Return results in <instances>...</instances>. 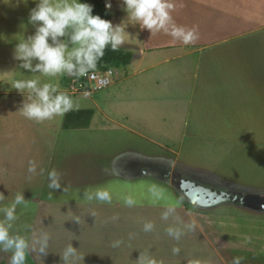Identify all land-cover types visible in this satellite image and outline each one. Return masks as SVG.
I'll return each mask as SVG.
<instances>
[{
	"label": "rangeland",
	"instance_id": "obj_1",
	"mask_svg": "<svg viewBox=\"0 0 264 264\" xmlns=\"http://www.w3.org/2000/svg\"><path fill=\"white\" fill-rule=\"evenodd\" d=\"M106 1L112 5L110 13L113 25H116L114 21L117 23V20H125L130 24L127 26V33L132 39L123 47L131 50V45L140 39L135 24L126 19L122 0ZM36 3L37 0H0V193L6 198L0 202V210L12 202L16 193L22 192L29 202L27 205L17 206L18 219L13 224L12 233L30 237L31 231L26 226H31L36 232L44 231L51 237L47 256L40 258L33 253L28 256L26 264H41V261L42 264H62L60 255L69 243L78 250L79 256H84L82 264H137L140 253L146 251L162 264H183L186 259L199 258L192 251L187 256L172 253L173 247L198 251L208 247L198 236L196 228L185 231L179 241L167 235L165 230L174 226L173 220H161V213L168 204L177 206L178 198L183 200V206L187 205L186 210L194 213V218L202 226L205 224L207 228L210 223V230L217 229L220 233L228 234L233 238L230 243L234 246H243L244 241L234 238L236 235L242 236L244 232L264 237V213L257 214L258 209L249 211L247 208L237 207L236 203L212 209L196 208L190 201L191 192L186 193L182 185H188L189 181L175 174L170 186L164 183L168 181L165 171L157 170L162 167L152 166L158 159H169L175 162L171 168L178 173L181 172L179 167L185 166L190 171L212 173L238 186L264 189V144L195 141L182 136L183 129L178 123L181 117L180 123L184 124L183 118L186 119V112L190 107L188 90L196 87L193 80L195 64L192 62L195 58L187 56L172 63L170 76L168 71L160 73L158 67L145 76L146 81L142 78L153 88L154 105H161L163 109L157 113L154 108L155 115H150L149 112V117H152L151 126H135L132 122L133 103L128 101L126 108L122 105L120 108L115 106L122 104L120 101L112 102L117 92V86L114 85L122 80L123 75L113 85L98 90L94 95L84 96V93H75L71 87L60 85L62 78L72 77H45L19 68L20 62L13 58L14 48L23 37L26 39L35 32L34 26L28 21L30 10L36 7ZM140 34L146 36L147 31ZM258 66L264 67L262 64ZM115 73L119 76L122 71ZM32 78H38L41 84L52 83L59 91L67 92L76 105L73 110L96 109L91 126L84 130L63 131V116L43 122L26 119L19 109L27 92L18 93L12 84L15 80ZM131 82L128 79L127 83ZM199 86L204 87L201 84ZM237 87L264 88V80H241ZM198 97L200 96L194 99ZM101 108L108 117L103 116L101 110L98 111ZM115 109L118 110L117 113ZM255 115L258 116L255 118L256 129L263 137L264 110L255 111ZM115 120H122L133 134L125 133L128 130L122 128L121 123H114ZM224 130L223 136L227 133ZM135 132L144 137L137 136ZM141 155L155 162L144 166L139 160L142 159ZM123 157H128L129 165L132 163V173L127 174L129 177H120L117 170L119 165L117 168L116 164ZM30 160L37 162V172L40 168L45 170L44 175H35L31 181L28 180L27 172ZM142 166L156 169L153 172L155 177H133L140 176L139 168ZM53 168L61 174L62 184V188L55 191L48 187L47 179V172ZM190 171L187 172L191 173ZM152 184L164 190L165 200L152 201L147 191ZM63 187L67 191L63 192ZM97 188H107L111 192V204L84 199V191H94ZM242 192L245 193L243 200L247 205H250V199L263 201L259 198L264 192L241 189L239 193ZM129 193L137 200L133 207L124 205L123 196ZM192 194L201 195L200 192ZM117 204L121 209H118ZM92 212L95 215H91ZM176 212L184 223H189L185 222L184 213ZM253 212L257 215H253ZM113 215L119 216L115 222L110 219ZM74 216L79 217V223L74 221ZM0 219H3L2 211ZM147 221L155 224L152 232L142 230ZM251 221H257V229L248 226ZM129 234H133L131 239ZM115 240L123 241L120 247L111 246ZM261 242L264 246V240ZM10 255L11 253L0 252V264H8ZM76 264H81L79 258L76 259Z\"/></svg>",
	"mask_w": 264,
	"mask_h": 264
},
{
	"label": "crops",
	"instance_id": "obj_2",
	"mask_svg": "<svg viewBox=\"0 0 264 264\" xmlns=\"http://www.w3.org/2000/svg\"><path fill=\"white\" fill-rule=\"evenodd\" d=\"M103 1L105 4L108 2ZM174 3L178 6L183 5L173 12L175 22L187 28L197 26L199 39L189 45L180 42L172 43L170 36L163 33L151 36L149 31L141 29L136 24V33L139 34L140 39L131 45V50L126 49L128 47H121L131 53L132 58L130 64L120 74L121 77L123 75L122 80L114 85V87L117 86L115 90L117 92L112 102L120 101L122 104L115 106L121 108L122 105L126 108L130 101V104L134 105L133 124L151 126L152 117H149V112L150 115H155V108V111L160 113L163 106L154 105L153 88L149 82L145 83V76L158 67H160V73L168 71L170 76L172 63L181 61L187 56L194 57L195 60L192 61L195 64L193 80L196 87L188 90L190 107L186 112V119L183 118L184 124L180 123L181 117L179 119L178 124L183 129L182 136L195 141L219 140L226 144H247L249 142L264 144V136L259 135L255 121L258 117L255 111L264 110V88L237 87L241 80H264V67L258 66L259 64L264 65V0H174ZM110 10L108 9L112 22ZM120 23V20H117V23L114 21L116 25ZM124 23L130 26L128 22ZM133 23L135 24V21ZM128 29L126 27V32ZM145 30L147 35L141 36L140 33L144 34ZM141 49L143 50L142 55L139 53ZM165 66L166 68H163ZM143 77L145 81L142 80ZM128 79L132 80L129 84ZM200 84L204 87H200ZM97 92L89 94L94 95ZM197 96L200 97L194 99ZM100 110L103 116L108 117L105 110L98 109ZM95 112L96 109H94V114ZM115 112L117 113L118 110L115 109ZM257 122H259L258 119ZM262 122L264 123L263 120ZM114 123H121L120 126L128 130L125 133L133 134V131L128 129L122 120H115ZM224 129L227 133L223 136ZM135 134L144 137L139 132ZM141 157L142 159L139 160L144 166L155 162V160H149L147 156L141 155ZM122 159L116 164L117 168L119 165L117 169L119 176L129 177L127 174L132 173V163L129 165L128 157L121 161ZM173 162L169 159H158L152 165L161 166L162 168H157V170L165 171L168 181L164 183L171 186V178L176 174L181 179L190 182L184 186L186 192H209L211 200L216 193L224 198L225 202L221 201L210 208H202L212 209L227 203H236L237 207L247 208L249 211L258 209L257 214L264 213V199H262L264 194L259 198L263 201L250 199V205H247L243 200L245 193H239L241 189L258 192H264V189L238 186L212 173L190 171L185 166L184 168L179 167L181 172L178 173L171 168L175 164ZM144 166L139 168L140 171L138 170L140 176L134 175L133 177L153 176L156 169L152 167L146 169ZM202 195L205 194L202 193ZM194 197L198 199L197 195ZM177 201L176 210L179 214L184 213L185 222L195 221L198 236L208 246L199 251L189 248L181 249L180 256H187L186 254L192 251L196 257H199L195 259L201 260L202 264H233L235 258H240L241 264H264V246L260 244L264 237L262 239L250 232H244L242 236L236 235L234 238L244 241L243 246H234L230 243L233 239L231 236L220 233L217 229L210 230L208 226L210 223L205 228V224L202 226L197 218H194V213L186 210L187 205L184 207L179 199ZM117 206L121 209L119 204ZM195 207L201 208L197 205ZM256 213L252 214L257 215ZM256 223L257 221H251L247 225L257 229ZM189 260L186 259L183 264H188Z\"/></svg>",
	"mask_w": 264,
	"mask_h": 264
},
{
	"label": "clouds",
	"instance_id": "obj_3",
	"mask_svg": "<svg viewBox=\"0 0 264 264\" xmlns=\"http://www.w3.org/2000/svg\"><path fill=\"white\" fill-rule=\"evenodd\" d=\"M126 19L135 21L141 29H146L151 36L163 33L170 36L171 42H180L184 45L194 44L199 39L197 26L187 28L178 25L173 17L177 7L174 0H122ZM111 3L106 2L105 8L111 9ZM93 6L80 3L78 0H37L36 7L30 10L29 24L33 25L35 32L20 42L16 43L13 58L19 61V68L30 73H39L45 77L57 78L64 75L69 77H84L95 72L98 63L103 59L105 50L118 52L128 40L127 24L122 21L113 25L111 21L93 15ZM140 55L143 50L139 51ZM12 87L18 93L27 92L19 112L28 119L36 122L51 120L56 116H63L76 107L72 97L52 83L41 84L38 78L15 80ZM89 93H84L88 96ZM27 101V102H26ZM37 162L29 161L27 172L28 180L35 175H44L45 170L40 168L37 172ZM147 174V173H142ZM48 187L55 191L62 188L61 174L55 169L47 172ZM67 191L63 187V192ZM148 193L153 202L165 200V192L155 184L148 186ZM84 199L92 202L111 204L112 195L107 188H97L83 192ZM0 193V202L5 201ZM124 205L133 207L137 204L134 195L129 193L123 196ZM22 192L14 195L10 204L2 210L3 219H0V252L11 253L8 264H26L29 255L35 253L40 258L49 253L47 232H36L31 226H26L31 231L30 237L13 234L14 222L18 219L16 209L18 205H27ZM91 215H95L94 212ZM161 220H173L174 226L166 228L169 237L179 241L185 231L195 228V221L184 223L176 212V205L168 204L161 213ZM112 222L119 219L113 215ZM74 221L79 223V217L74 216ZM107 222V221H106ZM155 224L147 221L143 224L144 232H152ZM133 234H129L132 238ZM122 240L112 242L113 248H118ZM181 249L173 247L172 253L179 255ZM84 256H79L76 248L69 243L60 255L62 264H76L79 258L82 264ZM41 260V259H40ZM137 264H162L151 256L149 252L140 253ZM42 264V261H41ZM188 264H202L199 259H190ZM233 264H241L240 258H235Z\"/></svg>",
	"mask_w": 264,
	"mask_h": 264
},
{
	"label": "trees",
	"instance_id": "obj_4",
	"mask_svg": "<svg viewBox=\"0 0 264 264\" xmlns=\"http://www.w3.org/2000/svg\"><path fill=\"white\" fill-rule=\"evenodd\" d=\"M79 2L92 5L93 15H99L102 19L110 21V14L108 9L105 8L103 0H79ZM131 58V53L123 49H120L118 52H113L110 48L106 49L103 59L98 63L97 69L93 73H104L109 70L118 72L123 71L130 64ZM76 78L77 77L69 79L62 78L60 80V85L69 87ZM93 115V108L71 110L63 115L61 129L63 131L87 129L89 128ZM179 201L184 204L182 199H179Z\"/></svg>",
	"mask_w": 264,
	"mask_h": 264
},
{
	"label": "built area",
	"instance_id": "obj_5",
	"mask_svg": "<svg viewBox=\"0 0 264 264\" xmlns=\"http://www.w3.org/2000/svg\"><path fill=\"white\" fill-rule=\"evenodd\" d=\"M121 76L115 71H106L104 73H90L87 76L76 78L69 87L73 88L75 93H92L100 89H105L120 80Z\"/></svg>",
	"mask_w": 264,
	"mask_h": 264
},
{
	"label": "water",
	"instance_id": "obj_6",
	"mask_svg": "<svg viewBox=\"0 0 264 264\" xmlns=\"http://www.w3.org/2000/svg\"><path fill=\"white\" fill-rule=\"evenodd\" d=\"M186 193H188V192H186ZM192 193H194V192H191V198H190L191 203H194L195 205L200 206L201 208L202 207H209V206L215 205L221 201H224V198L222 197V195H218L217 193H216L217 195L216 194L213 195L212 200L210 198L211 196H209L210 195L209 192H200L201 195H202V193H204L206 195L203 197H206L207 200H204V199H202V197H199L200 195H197L198 199H196L194 197V194H192ZM199 199L203 200V201H199Z\"/></svg>",
	"mask_w": 264,
	"mask_h": 264
},
{
	"label": "flooded vegetation",
	"instance_id": "obj_7",
	"mask_svg": "<svg viewBox=\"0 0 264 264\" xmlns=\"http://www.w3.org/2000/svg\"><path fill=\"white\" fill-rule=\"evenodd\" d=\"M183 186H185V183L184 184H182ZM203 196H205V195H200L199 197H203ZM204 200H206V199H204Z\"/></svg>",
	"mask_w": 264,
	"mask_h": 264
},
{
	"label": "bare ground",
	"instance_id": "obj_8",
	"mask_svg": "<svg viewBox=\"0 0 264 264\" xmlns=\"http://www.w3.org/2000/svg\"><path fill=\"white\" fill-rule=\"evenodd\" d=\"M199 201H203V200H200V199H199Z\"/></svg>",
	"mask_w": 264,
	"mask_h": 264
}]
</instances>
